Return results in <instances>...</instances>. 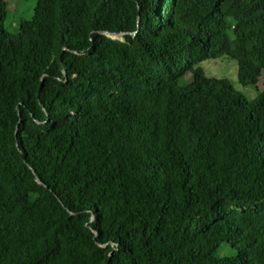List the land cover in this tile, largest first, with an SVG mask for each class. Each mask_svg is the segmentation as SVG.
<instances>
[{
  "label": "trees",
  "instance_id": "1",
  "mask_svg": "<svg viewBox=\"0 0 264 264\" xmlns=\"http://www.w3.org/2000/svg\"><path fill=\"white\" fill-rule=\"evenodd\" d=\"M8 16L0 0V264H264V91L199 66L227 55L258 85L264 0Z\"/></svg>",
  "mask_w": 264,
  "mask_h": 264
},
{
  "label": "rangeland",
  "instance_id": "2",
  "mask_svg": "<svg viewBox=\"0 0 264 264\" xmlns=\"http://www.w3.org/2000/svg\"><path fill=\"white\" fill-rule=\"evenodd\" d=\"M7 1L9 3V16L6 21V28L11 33H15L19 29L22 21L29 20L34 16V11L39 0ZM107 35L122 41H128L124 35L113 33H107ZM199 66H202L205 69L206 75L209 77L231 79L235 83L234 85L236 89L244 93L249 100H254L258 97L260 92L264 91V74L257 86H244L240 84L238 82V63L227 55L203 61ZM193 79V72L188 70L179 81L182 85H187L192 82Z\"/></svg>",
  "mask_w": 264,
  "mask_h": 264
},
{
  "label": "water",
  "instance_id": "3",
  "mask_svg": "<svg viewBox=\"0 0 264 264\" xmlns=\"http://www.w3.org/2000/svg\"><path fill=\"white\" fill-rule=\"evenodd\" d=\"M110 34H112V33H110Z\"/></svg>",
  "mask_w": 264,
  "mask_h": 264
}]
</instances>
